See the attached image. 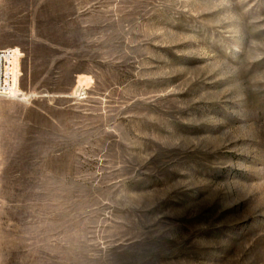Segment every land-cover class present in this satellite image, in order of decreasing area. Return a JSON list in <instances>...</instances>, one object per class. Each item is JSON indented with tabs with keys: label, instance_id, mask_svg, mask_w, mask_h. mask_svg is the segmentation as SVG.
Segmentation results:
<instances>
[{
	"label": "rangeland",
	"instance_id": "1",
	"mask_svg": "<svg viewBox=\"0 0 264 264\" xmlns=\"http://www.w3.org/2000/svg\"><path fill=\"white\" fill-rule=\"evenodd\" d=\"M0 264H264V0H0Z\"/></svg>",
	"mask_w": 264,
	"mask_h": 264
},
{
	"label": "built area",
	"instance_id": "2",
	"mask_svg": "<svg viewBox=\"0 0 264 264\" xmlns=\"http://www.w3.org/2000/svg\"><path fill=\"white\" fill-rule=\"evenodd\" d=\"M18 49L0 48V96L13 97L17 92Z\"/></svg>",
	"mask_w": 264,
	"mask_h": 264
}]
</instances>
